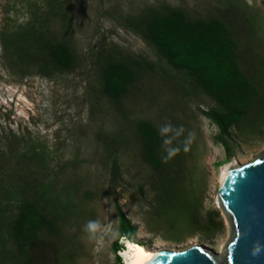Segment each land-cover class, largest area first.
Wrapping results in <instances>:
<instances>
[{
    "label": "rangeland",
    "instance_id": "374dc122",
    "mask_svg": "<svg viewBox=\"0 0 264 264\" xmlns=\"http://www.w3.org/2000/svg\"><path fill=\"white\" fill-rule=\"evenodd\" d=\"M226 10L237 19L241 68L259 90L264 108V0H0V34L11 52L3 54L0 45V178L18 188L12 171L30 146L37 155L28 160L21 186L34 188L50 180L68 210L59 233L44 238L43 243L55 246L43 247L47 256L37 252L35 263L125 264L115 205L137 227L138 245L151 251L203 246L221 255L230 233L216 200L220 174L225 166L250 162L264 151V119L256 123L251 117L231 130L233 156L227 159L216 142L217 129L201 115L215 104L195 92L127 23L170 11L191 20L209 19ZM39 33L72 44L76 63L70 70L27 60L28 47L19 46ZM97 53L127 64L135 74L117 102L102 95ZM16 57L20 60L10 65ZM168 121L185 132L173 142L179 154L163 162L167 174L156 179L142 160L136 125L147 122L158 131ZM188 133L193 135L185 151ZM43 151L49 153L47 166ZM186 195L190 207L183 203ZM185 208L197 223L178 219ZM174 219L178 223L170 227ZM89 220L102 225L94 240L83 231ZM115 242L121 248L116 253Z\"/></svg>",
    "mask_w": 264,
    "mask_h": 264
},
{
    "label": "trees",
    "instance_id": "16d2710c",
    "mask_svg": "<svg viewBox=\"0 0 264 264\" xmlns=\"http://www.w3.org/2000/svg\"><path fill=\"white\" fill-rule=\"evenodd\" d=\"M236 20L228 10L217 17L192 20L182 12L170 11L162 16L127 23L146 44L155 48L158 57L169 68L184 76L195 92L202 93L215 104L216 109L202 111L201 115L217 129L216 142L224 150L227 159L233 156L228 139L231 130L251 117L256 123L264 119V108L262 103H258L259 90L251 82L248 72L241 68V56L234 38ZM5 38L4 34H0L3 54L11 55ZM24 47L29 49L26 52L27 60H46L61 71L70 70L76 63L74 48L68 40L45 37L39 33L35 40L19 46V49ZM19 60L20 57L10 58L8 63L11 65ZM99 60L102 95L117 102L134 84L135 74L127 64L111 57H103L102 53H97V61ZM136 137L141 146L142 160L153 170L156 179L157 174L159 179L160 174L166 175L167 169L160 157L164 138L157 129L150 123L141 122L136 125ZM30 148H26L21 156L22 163L18 161L16 170L12 171L18 188L7 186L4 177L0 178V264H14L12 258L23 260L22 264H38L33 261L34 255L42 252L47 256L43 247L52 246L54 242L43 243L44 238L54 237L59 233L61 219L68 211L64 205L65 199L57 193L50 180L41 182L34 188H29L26 184L21 186L22 177L27 173L28 160H35L37 155L36 150L30 151ZM43 154L45 156L41 161L47 166L45 163L49 159V153L43 151ZM117 168L116 162H113V179L117 175ZM162 198L166 199L165 194ZM178 200L177 198L176 201ZM183 203L185 207L192 206L189 195L183 197ZM170 204L175 206L174 202ZM171 208L172 212L177 209ZM187 211L190 209L182 211L183 215L178 219L184 218L189 223H197L194 215H189ZM115 212L119 220L118 237L131 244H138L134 238L137 227L130 224L117 205ZM176 223L177 219L172 220L170 227ZM139 245L145 247L143 244ZM120 249L115 242L113 252H119Z\"/></svg>",
    "mask_w": 264,
    "mask_h": 264
},
{
    "label": "water",
    "instance_id": "95a60500",
    "mask_svg": "<svg viewBox=\"0 0 264 264\" xmlns=\"http://www.w3.org/2000/svg\"><path fill=\"white\" fill-rule=\"evenodd\" d=\"M216 200L230 233L221 255L192 246L154 251L144 264H264V254L250 255L254 242L264 245V151L250 162L227 168Z\"/></svg>",
    "mask_w": 264,
    "mask_h": 264
},
{
    "label": "clouds",
    "instance_id": "9594fccd",
    "mask_svg": "<svg viewBox=\"0 0 264 264\" xmlns=\"http://www.w3.org/2000/svg\"><path fill=\"white\" fill-rule=\"evenodd\" d=\"M158 131L161 137L164 138L162 141V149L164 152L162 162L167 163L170 159L179 154L181 149L178 146H173V142L184 134L185 129L182 125L174 126L170 121H168L161 125ZM192 135V133H188V136L184 141L185 151L188 148ZM101 229L102 225L98 220H89L83 227V231L86 233L89 240H94L97 237V234L101 232ZM262 254H264V245H262L259 241L254 242L250 250V255L253 258H257Z\"/></svg>",
    "mask_w": 264,
    "mask_h": 264
},
{
    "label": "bare ground",
    "instance_id": "6f19581e",
    "mask_svg": "<svg viewBox=\"0 0 264 264\" xmlns=\"http://www.w3.org/2000/svg\"><path fill=\"white\" fill-rule=\"evenodd\" d=\"M230 166H225L220 174L219 181L221 180L224 172ZM124 250L121 251V256L125 264H144L154 251H151L138 244H131L127 241L124 243Z\"/></svg>",
    "mask_w": 264,
    "mask_h": 264
},
{
    "label": "snow or ice",
    "instance_id": "6c2138e0",
    "mask_svg": "<svg viewBox=\"0 0 264 264\" xmlns=\"http://www.w3.org/2000/svg\"><path fill=\"white\" fill-rule=\"evenodd\" d=\"M149 259H151V257H149Z\"/></svg>",
    "mask_w": 264,
    "mask_h": 264
}]
</instances>
